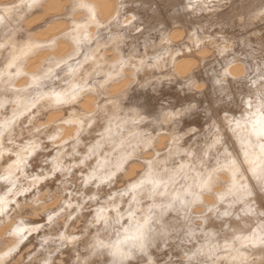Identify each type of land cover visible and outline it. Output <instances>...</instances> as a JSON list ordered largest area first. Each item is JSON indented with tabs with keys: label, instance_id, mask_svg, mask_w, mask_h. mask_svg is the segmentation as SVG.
<instances>
[{
	"label": "bare ground",
	"instance_id": "bare-ground-1",
	"mask_svg": "<svg viewBox=\"0 0 264 264\" xmlns=\"http://www.w3.org/2000/svg\"><path fill=\"white\" fill-rule=\"evenodd\" d=\"M80 3L0 0V264H264V0Z\"/></svg>",
	"mask_w": 264,
	"mask_h": 264
},
{
	"label": "snow or ice",
	"instance_id": "snow-or-ice-1",
	"mask_svg": "<svg viewBox=\"0 0 264 264\" xmlns=\"http://www.w3.org/2000/svg\"><path fill=\"white\" fill-rule=\"evenodd\" d=\"M35 2H36V0H33V3H35ZM80 7H87L89 13L92 14L93 16H95L94 9L92 7L86 5L85 3H83V0H81ZM0 18H2V17H0ZM227 74L228 73L225 72V75H227ZM217 83H222V81H217ZM262 99H264V98H262ZM57 101L61 102L60 97H57ZM248 103H249V107H251L252 102L249 101ZM235 123H236V128L241 127L240 121H236ZM244 125H245V131H248V128L250 127V129H251V131L249 133L250 137L255 136L258 140L264 139V103H261L258 106L257 111L255 113H251L249 115V117L245 118ZM260 147H261V151L264 152V143H262L260 145ZM253 174L258 175L259 183L261 185V191L264 192V163L261 164L259 173L257 174L256 171L254 170ZM211 179H212V177H211V175H209L207 177V179L202 180V182H201V190L202 191L206 190V189H210ZM141 184H143V181L141 182ZM155 187H158V185L154 184V188ZM228 192H229V194H231L233 196H237L239 193H243L244 196H251L252 195V192L246 190L243 185L237 186V185L233 184V186L228 189ZM221 202H223V198L221 199ZM241 202H243L242 199H241ZM4 203H5V201L2 198H0V215L3 214V204ZM12 203H15V201H13ZM134 215H135V213L130 208L129 214H128L130 227L125 228L124 238L121 241H119V244L125 245L128 251H130L132 248L143 249L144 243L146 240L145 229L147 228L148 231H151V228L148 227L149 222H150V217L146 218L144 220V222L141 224L139 222V220H136L135 222H133L132 217ZM161 215H163V213H161ZM224 215L227 216V215H229V213L224 212ZM260 215L264 216V213H260ZM97 219H103L101 213L97 214ZM116 222L119 223V220H117ZM161 235H163V233H161ZM237 239H240V238L237 237ZM114 247H116L117 252L123 254V252L119 246H114Z\"/></svg>",
	"mask_w": 264,
	"mask_h": 264
}]
</instances>
